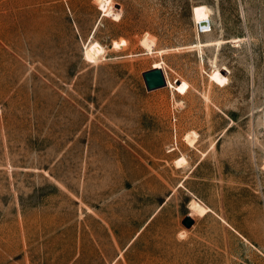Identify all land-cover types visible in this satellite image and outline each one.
I'll list each match as a JSON object with an SVG mask.
<instances>
[{
	"label": "rangeland",
	"instance_id": "rangeland-1",
	"mask_svg": "<svg viewBox=\"0 0 264 264\" xmlns=\"http://www.w3.org/2000/svg\"><path fill=\"white\" fill-rule=\"evenodd\" d=\"M0 264H264V0H0Z\"/></svg>",
	"mask_w": 264,
	"mask_h": 264
},
{
	"label": "bare ground",
	"instance_id": "bare-ground-1",
	"mask_svg": "<svg viewBox=\"0 0 264 264\" xmlns=\"http://www.w3.org/2000/svg\"><path fill=\"white\" fill-rule=\"evenodd\" d=\"M112 0H99V8L105 12L108 10L109 5ZM210 14H211V9L206 5V4H197L193 7V18L195 22H197L199 25H201L204 28V31H207V29L210 28ZM222 42V40H216V41H209V42H200L198 45H209L215 43L216 45ZM194 45V44H193ZM114 46L120 47L121 43L118 41L114 42ZM195 46V45H194ZM104 51L103 45L97 41L94 40L92 41L88 47H87V52L86 55L88 58H96L99 54H101ZM186 159L184 157H181L177 160L178 165H181L184 163ZM190 207L194 211L204 214L208 211V209L199 203L197 200L193 199L190 202ZM182 231L181 233H183Z\"/></svg>",
	"mask_w": 264,
	"mask_h": 264
},
{
	"label": "water",
	"instance_id": "water-1",
	"mask_svg": "<svg viewBox=\"0 0 264 264\" xmlns=\"http://www.w3.org/2000/svg\"><path fill=\"white\" fill-rule=\"evenodd\" d=\"M145 84L148 90H153L167 85V80L162 67H153L152 69L143 73ZM179 79L176 80V83ZM187 227L193 224V218L187 216L183 221Z\"/></svg>",
	"mask_w": 264,
	"mask_h": 264
},
{
	"label": "built area",
	"instance_id": "built-area-1",
	"mask_svg": "<svg viewBox=\"0 0 264 264\" xmlns=\"http://www.w3.org/2000/svg\"><path fill=\"white\" fill-rule=\"evenodd\" d=\"M199 29L201 32H204V28L201 25H199Z\"/></svg>",
	"mask_w": 264,
	"mask_h": 264
},
{
	"label": "crops",
	"instance_id": "crops-1",
	"mask_svg": "<svg viewBox=\"0 0 264 264\" xmlns=\"http://www.w3.org/2000/svg\"><path fill=\"white\" fill-rule=\"evenodd\" d=\"M153 66V65H152Z\"/></svg>",
	"mask_w": 264,
	"mask_h": 264
}]
</instances>
